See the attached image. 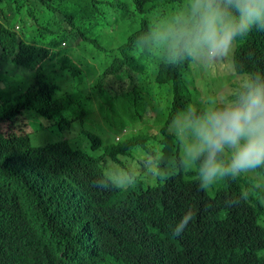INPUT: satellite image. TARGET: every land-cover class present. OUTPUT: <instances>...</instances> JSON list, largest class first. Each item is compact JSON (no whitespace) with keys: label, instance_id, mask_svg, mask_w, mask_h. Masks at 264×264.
I'll use <instances>...</instances> for the list:
<instances>
[{"label":"trees","instance_id":"trees-1","mask_svg":"<svg viewBox=\"0 0 264 264\" xmlns=\"http://www.w3.org/2000/svg\"><path fill=\"white\" fill-rule=\"evenodd\" d=\"M97 2L0 0L7 7L16 3V10L28 5L27 14L33 17L30 40L10 29L14 26L0 25V69L7 63L17 66L31 61L25 72L10 66L6 75H0V124L8 120L21 131L22 122L31 126L26 133H4L0 127V264H97L98 248L110 234L124 239L110 243L131 264H218V256L226 255L228 249L218 237L221 233L229 239L240 237L237 246L249 239L256 244L260 240L253 237L257 231L251 224L212 229L203 219L179 254L158 233L140 229L124 201L95 191L93 181L109 171V163L116 162L114 168L143 167L154 177L137 173V183L126 191L109 190L114 198L159 193L167 204L173 201L175 211L187 210L190 199L178 183L193 173L177 167L180 149L170 144L176 138L168 124L176 111L192 103L188 98L195 92L186 83L188 62L176 66L165 62L163 49L151 36L144 40L148 48L143 51L154 50V61L146 66L138 59L143 38L151 28L171 21L183 8V0L118 2L132 4L142 13L143 23L129 40L115 47L114 58L101 74L93 73V65L77 54L82 46L78 41L87 39L81 25L96 18ZM230 64L233 74L222 68L215 75L225 79L228 87L238 81L239 74L264 71L260 32L254 30L238 42ZM141 80L153 82L170 105L159 100L160 107L155 108V97ZM153 119L156 125L148 122ZM34 132L39 135L37 146L29 136ZM131 159L140 166L127 164ZM85 210L93 224L83 231L74 217ZM46 232L50 235L44 238ZM196 236L209 242L197 244ZM225 258L229 264H264L248 255Z\"/></svg>","mask_w":264,"mask_h":264},{"label":"clouds","instance_id":"clouds-1","mask_svg":"<svg viewBox=\"0 0 264 264\" xmlns=\"http://www.w3.org/2000/svg\"><path fill=\"white\" fill-rule=\"evenodd\" d=\"M183 4L171 21L151 30L153 43L163 49L165 62L173 66L191 62L208 67L228 56L226 62L230 63L240 40L254 30L264 37V0H183ZM10 29L19 35L16 29ZM11 67L25 72L31 68V61ZM138 82L156 99L169 104L153 82ZM168 130L176 138L175 144H170L180 149L177 167L184 173H193L178 183L190 199L187 210L175 211L173 201L167 204L159 193L126 200L114 198L109 190L126 191L137 183V173L154 177L152 171L143 167L101 172L93 181L95 191L111 200L124 201L140 229L158 233L163 243L179 254L203 219L212 229L251 224L257 231L253 237L260 240L256 244L249 239L237 246L241 242L238 236L229 239L221 233L218 237L228 247L226 255H248L257 263H264V254L258 253L264 247V71L239 74L233 85L176 111ZM79 213L81 216L75 214L74 218L81 230L92 228L93 218L88 211ZM49 235L46 232L44 238ZM195 239L200 245L209 242L208 238ZM123 240L110 234L103 241L104 246L101 243L98 248L97 264H131L110 243ZM226 255L218 256V264H229Z\"/></svg>","mask_w":264,"mask_h":264},{"label":"rangeland","instance_id":"rangeland-1","mask_svg":"<svg viewBox=\"0 0 264 264\" xmlns=\"http://www.w3.org/2000/svg\"><path fill=\"white\" fill-rule=\"evenodd\" d=\"M118 2L124 3V0H98L96 3V10L99 11L96 18L90 20V22H85L81 25V28L87 39H82L78 43H82L81 49L78 51V55L85 58L93 66L91 70L93 73L101 74L104 68L112 61L115 56V47L126 40H129L133 36L136 28L143 23L142 13L138 10H135L132 4L126 5H117ZM16 3H12L9 7L6 5H0L3 15L0 17L1 26H15V29L25 40H30V29L29 19L33 18L27 14L28 5H24L16 10ZM124 6H126L124 8ZM45 17L39 15L38 18ZM17 25L20 26V31ZM151 28L146 37L143 38L142 43L138 46V56L139 61L148 65L154 61L153 51L146 53L144 48H148L144 45V40L151 36ZM72 37L69 38V41H72ZM162 49L161 47H157ZM229 56L223 62L216 63L214 65L205 67L197 65L191 62H188L189 77L186 79L187 85L195 90V93L192 97L188 98V102L193 104L199 101H203L210 94L220 91L228 87V82L225 79L215 78V75L221 72L220 69H224L223 72L233 74L235 69L233 66L226 62L228 61ZM12 64H5L4 68L0 69V75H6L8 69H10ZM172 72V71H170ZM91 81V79H90ZM93 82V79H92ZM210 83V84H209ZM155 108L160 107V101L154 98ZM153 125L158 123L157 120H148ZM22 124V131L18 128L11 126L8 120L2 122L0 127L2 131L8 133L10 131L21 133V132H30L31 126L24 122ZM34 128V126L32 125ZM173 131L172 126L169 127ZM31 144L37 146L40 142L38 133L34 132L30 134ZM137 154V153H135ZM122 159L125 156H120ZM116 162H111L108 164V169H115ZM127 164H136L140 166V163L131 159ZM259 254H264V249L258 252Z\"/></svg>","mask_w":264,"mask_h":264}]
</instances>
